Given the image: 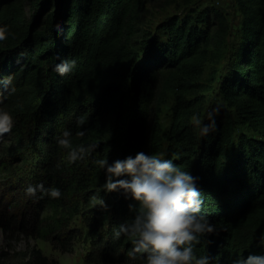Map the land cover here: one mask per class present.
Segmentation results:
<instances>
[{
    "label": "trees",
    "instance_id": "16d2710c",
    "mask_svg": "<svg viewBox=\"0 0 264 264\" xmlns=\"http://www.w3.org/2000/svg\"><path fill=\"white\" fill-rule=\"evenodd\" d=\"M151 1L32 0L29 15L25 0H0V27L12 33L0 40V79L12 76L15 89L0 104L14 120L12 131L0 137V154L7 159L11 154L4 150L12 147L23 161V148L30 144L37 158L36 184L61 191L58 199L39 192L29 197L33 205L19 228L69 253L80 237L70 225L80 220L89 233L90 262L126 264L131 244L113 239V231L132 217L129 204L137 205L117 192L97 193L105 175L93 160L107 156L111 164L144 152L174 156L199 178L204 213L216 234L208 237L211 244L202 238L194 247L197 256L232 264L237 257L264 254V0H234L242 17L239 41L220 83L222 104L210 113L216 131L207 137L199 135L193 117L209 122L210 115L203 117L208 101L202 78L210 61L224 57L228 19L213 5L197 9V0H168L189 9L159 25L164 43L147 39L136 53L137 23ZM57 26L63 29L59 36ZM64 59L76 63L60 76L55 65ZM169 95L175 105L163 149L153 110ZM80 116L88 119L83 137L75 135ZM234 118L253 136L235 138ZM64 130L72 131L73 146L97 147L83 161L62 163L66 153L54 137ZM93 194L106 209L90 201ZM16 264L59 263L33 249Z\"/></svg>",
    "mask_w": 264,
    "mask_h": 264
},
{
    "label": "clouds",
    "instance_id": "9594fccd",
    "mask_svg": "<svg viewBox=\"0 0 264 264\" xmlns=\"http://www.w3.org/2000/svg\"><path fill=\"white\" fill-rule=\"evenodd\" d=\"M62 31L57 26L58 36ZM8 35L12 33L6 27H0V40ZM75 63V60H61L55 65V71L60 76H65L74 69ZM14 92L12 76L0 79V104L14 95ZM219 111L218 106L215 112ZM208 119L209 122L204 123L199 115L193 117L200 136L207 137L216 131L214 114ZM87 123L86 116L77 119L80 130L75 133L76 136L85 135L81 129ZM13 125L10 113L0 107V137L7 136ZM72 137L71 130H64L54 137L57 147L65 150L62 163L67 165L85 160L97 147L94 144L73 146ZM174 161V156L165 159L159 154L147 155L144 152L111 164L107 156L93 160V164L105 175V181L99 185L97 193L117 192L137 205L134 207L129 204L132 217L113 231V239L123 237L131 244L126 253V264H213L209 255L197 256L194 252V247L202 243V238H206L207 244H211L208 237L216 234V226L204 213L205 200L197 187L199 178L190 171L183 170ZM56 167L59 168L60 164ZM38 192L52 199L61 197L59 188H45L43 183L29 185L25 190L29 197H35ZM89 199L106 209L98 194H93ZM260 243L264 246V235L261 236ZM232 264H264V254L237 257Z\"/></svg>",
    "mask_w": 264,
    "mask_h": 264
},
{
    "label": "rangeland",
    "instance_id": "374dc122",
    "mask_svg": "<svg viewBox=\"0 0 264 264\" xmlns=\"http://www.w3.org/2000/svg\"><path fill=\"white\" fill-rule=\"evenodd\" d=\"M25 1L26 11L32 15L29 6L32 0ZM210 5L217 7L227 17L231 34L226 41L224 57L219 62L210 61L204 70L202 83L207 88L208 104L203 117L206 118L216 105L222 104L220 83L236 51L239 41L238 32L242 22L234 0H197L194 8L202 9ZM188 9L179 3H171L168 0H153L146 3L143 21L137 23L138 30L133 42L136 53L140 52L141 44L147 39L149 41L159 40L164 43L166 39L164 34L159 32V25L169 17L182 15ZM174 105L175 100L169 95L164 98L159 109L153 110L154 117L161 127L164 140L163 149L166 147L172 123L171 109ZM124 109H127V103ZM234 120L236 123L233 128L235 138L240 134L253 136L248 127L241 125L236 118ZM4 153L11 155L6 159L0 154V162L6 160V165H0V264H16L22 258V253L33 249L40 250L44 256L59 264H94L88 260L91 251L89 233L80 220L70 225V229L77 230L80 237L76 239L73 249L69 253L56 251L49 241L28 237L24 230L19 228L23 221L27 222L33 205V201L26 195L25 190L29 185H36L37 158L35 150L28 143L23 148V161L20 158L21 154L15 153L12 147L6 148Z\"/></svg>",
    "mask_w": 264,
    "mask_h": 264
}]
</instances>
